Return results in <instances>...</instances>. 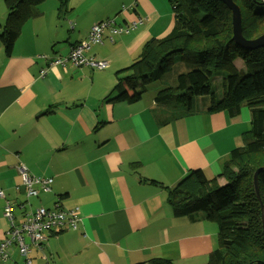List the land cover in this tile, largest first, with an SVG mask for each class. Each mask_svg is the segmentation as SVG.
I'll use <instances>...</instances> for the list:
<instances>
[{"label":"crops","instance_id":"crops-1","mask_svg":"<svg viewBox=\"0 0 264 264\" xmlns=\"http://www.w3.org/2000/svg\"><path fill=\"white\" fill-rule=\"evenodd\" d=\"M123 1L104 18L97 13L85 29L79 23L83 1L68 0L59 11L58 1L45 0L37 6L39 16L22 25L9 56L0 43V243L9 228L6 203L16 225L40 207L77 209L80 218L75 231L46 233L40 248L31 249V264H138L155 258L205 264L216 247V226L175 217L167 193L191 171L207 179L220 174L231 150L242 146L248 108L231 118L207 112L201 98H193L191 110L158 104L154 97L161 87L153 85L130 104L135 90L118 85L117 73L142 45L171 32L173 16L166 21L150 4L136 30L113 35V44L95 45L85 55L107 62L103 70L48 65L85 41L96 23L125 27L141 19L133 10L136 0L127 6ZM118 5L135 17L121 13V24L117 16L110 18ZM155 12L161 18L154 21ZM6 14L0 0V33ZM20 165L33 176L51 178L50 190L27 197ZM9 251V260L0 264H21L16 246Z\"/></svg>","mask_w":264,"mask_h":264},{"label":"trees","instance_id":"trees-1","mask_svg":"<svg viewBox=\"0 0 264 264\" xmlns=\"http://www.w3.org/2000/svg\"><path fill=\"white\" fill-rule=\"evenodd\" d=\"M45 0H4L7 11L0 43L9 56L22 25L37 18V6ZM59 11L68 0H56ZM239 8L241 32L245 40L264 33V0H232ZM173 16L171 32L161 39L150 38L141 47L130 66L120 70L119 86L125 84L134 93L128 103L138 102L146 86L159 81L161 88L154 101L175 103L191 110L193 98L207 101V112L224 113L233 118L245 106L249 110V129L242 135V146L231 150L217 177L207 179L191 171L167 193L166 204L175 217L192 222H207L217 228L216 247L205 264H264V46L250 51L232 40L231 14L218 0H168ZM138 20V19H137ZM242 62L237 67V61ZM184 64L188 70L167 77L173 66ZM221 77L222 97L210 89V79ZM257 174L259 200L252 177ZM51 179V178H50ZM52 180V179H51ZM156 185L154 181H151ZM63 212L69 210L59 209ZM54 228L43 233L75 231ZM138 264H175L155 258Z\"/></svg>","mask_w":264,"mask_h":264},{"label":"built area","instance_id":"built-area-1","mask_svg":"<svg viewBox=\"0 0 264 264\" xmlns=\"http://www.w3.org/2000/svg\"><path fill=\"white\" fill-rule=\"evenodd\" d=\"M141 22L142 20L138 19L137 22L125 25V27H115L111 21L96 23L89 29L85 41L75 43L71 46L67 56L53 58L49 60L48 65L64 66L69 64L74 68L86 66L97 70H103L108 66V63L88 59L85 52L92 46L102 44L104 34H106L108 40L112 41L113 35L122 33L127 34L136 29ZM18 171L21 177L22 187L27 197H37L39 192L46 193L50 190L52 183L50 178L33 176L23 165L18 167ZM0 198L4 199V191L2 189H0ZM3 212L4 217L9 222V228L5 233L4 239L0 243V263L9 260V248L15 245L22 259L21 264H31V260L28 256L32 248H40L41 242L44 240L43 233L54 228H64L66 225H69L71 229H75L77 225V213L74 210L63 212L59 209H46L40 207L30 213H26L20 225H16L12 215V209L8 203L5 204Z\"/></svg>","mask_w":264,"mask_h":264},{"label":"rangeland","instance_id":"rangeland-1","mask_svg":"<svg viewBox=\"0 0 264 264\" xmlns=\"http://www.w3.org/2000/svg\"><path fill=\"white\" fill-rule=\"evenodd\" d=\"M52 1L56 2V0H52ZM70 1H71L72 4H81V1L84 2V3L82 2V7L79 9V14H80L79 15V23L85 29H87L88 25L96 17L97 13H98L97 15H99L101 18H104L106 13L113 12L115 10L114 8H115L116 4L117 3L119 4V2H118L119 0H88V1H86V0H70ZM132 1L134 3L135 0H132ZM123 2H124L123 5L127 6L128 0H124ZM135 2L136 3H135V7H133V10L136 9V11L138 12V15L141 16L140 18L142 19V23H143V19H144L142 17H144V15L151 10V5L150 4H153L158 9L159 14H162L161 16L166 18V21L169 22L171 20V18H172V11H171L170 5L168 3V0H147L144 3H141L140 6H138V3H139L138 0H136ZM51 3H54V2H51ZM118 6H119V9L117 11H115L112 15H110L111 16L110 18L116 17V16L118 17L119 14L125 13V12L130 14V15H132V16H134V14L132 12L133 10H130V9L128 10L126 7H124L122 9V7H121L122 5H118ZM159 14L156 13V12L153 14V20L154 21L158 20L159 18H161V16ZM125 15H127V14H125ZM165 16H167L168 18L165 17ZM137 19H135V22H137ZM117 22H119V24H121V17L117 18ZM141 24H138L137 28L140 27ZM136 29H134V30H136ZM115 36H113V41H110V40H106V34H104L103 35V41L104 42L102 44H98V46H101L103 44H105V45L106 44L107 45L108 44H113L115 42V39H116V38L114 39ZM64 48H66V50H67L68 49V44L64 45ZM93 48H94V46L90 47L91 50ZM89 50H87L85 52V54ZM139 53L140 52L136 53L131 58V60H128V64L129 65H131L135 60H137V58L139 56ZM118 56H120V55H118ZM241 66H242V62L240 60H238L237 61V67H241ZM184 70H188V68L184 64L176 62V64L173 66L172 70L169 73H167L166 75H167V77H172L176 73L184 71ZM149 85L157 86L158 88L161 87V84H160L159 81L153 82V83H151ZM125 86H127V85H125ZM127 87L130 88L129 86H127ZM130 89H132V88H130ZM210 89L214 93V95L216 96V99H218V100L221 99L222 92H223L222 86H221V77H212L210 79ZM134 90H136V89H134ZM200 103H201V101H200Z\"/></svg>","mask_w":264,"mask_h":264},{"label":"water","instance_id":"water-1","mask_svg":"<svg viewBox=\"0 0 264 264\" xmlns=\"http://www.w3.org/2000/svg\"><path fill=\"white\" fill-rule=\"evenodd\" d=\"M222 2L226 8L230 11L231 14V31H232V37L231 40L238 45L239 47H242L246 50H256L258 48H261L264 46V33L261 34L256 39L247 41L243 38L242 32H241V18H240V11L239 8L235 5V3L232 0H218ZM261 169H258L252 177V186L253 191L255 194V197L259 200V192H258V181H257V174ZM260 211H261V225L264 231V217H263V208L260 204Z\"/></svg>","mask_w":264,"mask_h":264}]
</instances>
